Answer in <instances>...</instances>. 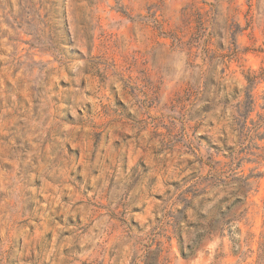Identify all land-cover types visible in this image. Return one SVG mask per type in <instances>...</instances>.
Returning <instances> with one entry per match:
<instances>
[{"label": "rangeland", "instance_id": "1", "mask_svg": "<svg viewBox=\"0 0 264 264\" xmlns=\"http://www.w3.org/2000/svg\"><path fill=\"white\" fill-rule=\"evenodd\" d=\"M263 71L264 0H0V264H264Z\"/></svg>", "mask_w": 264, "mask_h": 264}, {"label": "trees", "instance_id": "2", "mask_svg": "<svg viewBox=\"0 0 264 264\" xmlns=\"http://www.w3.org/2000/svg\"><path fill=\"white\" fill-rule=\"evenodd\" d=\"M50 12L46 14V18H49ZM230 23V24H229ZM200 31L196 34V37L194 39L202 41V33L205 31L204 23L201 19L200 21ZM48 27L52 31V37H51V43L54 47V49L62 52L65 48V39H62L58 37V33L56 28L52 27V24H48ZM54 31V32H53ZM241 31V27L239 24L236 23V21L232 19L226 20V36L228 46L225 47V44L222 43L220 48L225 51L227 50V54L217 56V52L210 49L208 41H203L201 46V53L203 54L204 61H207L208 64H213L214 67L217 63V61L226 60L227 58H231L237 54L238 51V45H237V36L239 32ZM198 43V42H197ZM220 57V58H219ZM219 58V59H218ZM248 81V87L246 88V98L245 101L239 102L236 107V113L234 117V121L236 123V126H238L239 131L241 134H247V136L250 138L252 142V146L249 150L255 148L259 149L258 146L254 143L255 140H264V133L261 132V129L264 127V116H258L259 121L258 122H252V127H248L247 122L250 118V116L256 111L257 108V100L255 98L254 92L257 89V87L264 83V71L259 75H253L247 78ZM206 85V84H205ZM264 110V107H262ZM256 156V155H255Z\"/></svg>", "mask_w": 264, "mask_h": 264}, {"label": "water", "instance_id": "3", "mask_svg": "<svg viewBox=\"0 0 264 264\" xmlns=\"http://www.w3.org/2000/svg\"><path fill=\"white\" fill-rule=\"evenodd\" d=\"M231 187V184H225L221 187H219L215 192L216 195H220L221 193L226 192L229 188ZM244 200V194L243 192L236 191L235 193H233L230 196V206L229 209H227L225 212H218V217H217V221L220 222L222 217L226 216L229 213V210L231 209V207H233L234 205H239L243 202Z\"/></svg>", "mask_w": 264, "mask_h": 264}]
</instances>
